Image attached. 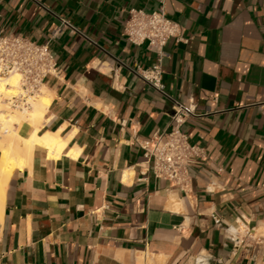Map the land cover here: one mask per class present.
<instances>
[{
    "label": "crops",
    "instance_id": "crops-1",
    "mask_svg": "<svg viewBox=\"0 0 264 264\" xmlns=\"http://www.w3.org/2000/svg\"><path fill=\"white\" fill-rule=\"evenodd\" d=\"M162 4L187 40L167 43L165 91L195 106L182 131L207 153L187 194L138 144L170 127L172 102L135 73L157 55L124 30ZM61 19L80 33L53 38ZM0 30L50 46L42 131L70 139L11 176L0 264H264V0H0Z\"/></svg>",
    "mask_w": 264,
    "mask_h": 264
},
{
    "label": "built area",
    "instance_id": "built-area-1",
    "mask_svg": "<svg viewBox=\"0 0 264 264\" xmlns=\"http://www.w3.org/2000/svg\"><path fill=\"white\" fill-rule=\"evenodd\" d=\"M63 27L80 33L67 20L61 19L53 38L60 36ZM124 34L131 44L146 45L149 51L157 55L155 65L147 69L138 68L135 73L172 102L170 127L155 133L151 138L139 141L138 144L155 178L164 180L187 194L192 184L189 170L192 166L201 165L206 161L207 153L204 148L192 144L182 131L188 119L195 117V106L171 98L165 91L162 78V61L167 55L165 52L167 43L171 39L187 42L184 29L180 23L168 17L162 4L152 13L131 9ZM60 73L56 57L48 44L40 45L25 36L4 34L0 30V78L12 75L19 78L18 87L9 98H6L10 109L19 112L29 111L41 94L46 80L49 77H58ZM258 105L264 113V102Z\"/></svg>",
    "mask_w": 264,
    "mask_h": 264
},
{
    "label": "bare ground",
    "instance_id": "bare-ground-1",
    "mask_svg": "<svg viewBox=\"0 0 264 264\" xmlns=\"http://www.w3.org/2000/svg\"><path fill=\"white\" fill-rule=\"evenodd\" d=\"M19 85V78L12 75L0 78V223L3 220L7 184L16 170L30 167L36 149H44L50 159H58L69 145L70 139H64L61 130L57 132L42 131L45 114L51 105V98L45 88L26 112H8L9 98ZM22 122L33 130L28 136L19 134L15 128ZM77 148L69 156L77 157Z\"/></svg>",
    "mask_w": 264,
    "mask_h": 264
},
{
    "label": "rangeland",
    "instance_id": "rangeland-1",
    "mask_svg": "<svg viewBox=\"0 0 264 264\" xmlns=\"http://www.w3.org/2000/svg\"><path fill=\"white\" fill-rule=\"evenodd\" d=\"M8 96H9V95H8ZM8 96H6V98H7ZM6 98H4V99H6ZM13 111H14V112H19V111H17V110L15 111V110H12V109H9L8 112H13Z\"/></svg>",
    "mask_w": 264,
    "mask_h": 264
}]
</instances>
